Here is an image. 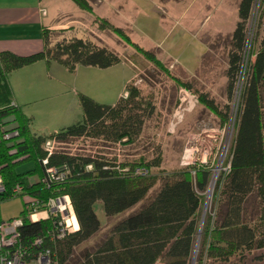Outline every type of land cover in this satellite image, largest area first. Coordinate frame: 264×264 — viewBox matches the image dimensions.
<instances>
[{
    "label": "trees",
    "instance_id": "trees-1",
    "mask_svg": "<svg viewBox=\"0 0 264 264\" xmlns=\"http://www.w3.org/2000/svg\"><path fill=\"white\" fill-rule=\"evenodd\" d=\"M72 1L81 8L91 9L88 0ZM254 1L238 2L237 21L227 52L228 97H231L242 67L247 23ZM45 28L42 30L41 51L29 55L0 52V121L12 115V121L16 122L12 128L18 131V135L10 140L0 138V175L6 186L0 199L15 197L11 190L17 184L26 193V196L18 195L23 198V209L16 216L23 218V225L19 227L23 241L44 236L53 227L54 220L49 217L30 221L27 201L66 193L71 199L78 229L56 240L53 245L49 244L56 251L58 264H191L199 229V211L211 178L210 166L188 165L166 173L158 190L150 195L154 177L135 174L134 164L128 167L101 157L59 152L48 156L46 164L42 163L47 157L43 148L47 138L65 142L87 135L111 142L131 143L139 135L144 119L153 111L150 102L139 96L138 87L127 83L126 94L113 105L79 94L82 117L77 122L48 135L33 133L29 118L12 100L8 77L13 70L41 59L55 61L68 70L77 65L106 68L120 62L118 53L89 38L64 37L49 46ZM111 28L137 52L164 69L149 50L123 34L121 27L111 25ZM242 81L235 133L226 161L229 169L221 170L215 181L195 264H264L262 254H253L264 249V112L261 105L264 48L248 55ZM179 85L192 90L190 83L180 82ZM199 99L213 113H221L205 95ZM29 162L33 163L30 169L16 171L17 166ZM160 163V155H157L140 167L148 173L150 167H159ZM63 165L69 169L66 179L45 188L39 181L45 169ZM87 165H92L91 169H86ZM31 176L36 179L31 181ZM97 202H101L106 217L118 215L137 204L140 206L117 220L94 246L80 249L100 230V221L94 211Z\"/></svg>",
    "mask_w": 264,
    "mask_h": 264
},
{
    "label": "rangeland",
    "instance_id": "rangeland-1",
    "mask_svg": "<svg viewBox=\"0 0 264 264\" xmlns=\"http://www.w3.org/2000/svg\"><path fill=\"white\" fill-rule=\"evenodd\" d=\"M121 1L88 0L91 5L89 10L77 6L72 0H59L62 13L57 14L53 11L54 7L51 8L49 19L52 20L53 25L50 24L48 25L50 28H45L48 32L49 46H53L64 37L89 38L118 53L120 62L106 68L77 65L75 69L68 70L62 66L63 76L53 75V78H58L59 82L63 83L57 84V90L50 97H36L37 99H33L29 106L38 108L47 105L55 95L68 92L61 99L54 100V105L49 106L57 109H61L62 106L73 108L75 96L69 93L72 88L96 102L110 104L109 100L118 98V93L126 94L125 80L134 75L128 83L138 87L139 96L150 102L153 111L144 119L139 135L131 143L111 142L101 137L86 135L60 142L55 151L76 156L101 157L110 163H124L128 167L132 164L136 167L143 166L144 163L160 155L159 167H150L144 176L154 177L150 195L158 190L166 173L188 165L210 166L211 178L199 211V229L191 261V264H195L201 243L202 227L210 211L214 184L220 171L224 170L235 133L239 98L235 99L234 87L231 97H228L225 76L230 35L211 36L203 31L200 37L207 44L208 50L201 55V45L193 33L185 31L179 23L171 24L168 20L165 22L166 26H163L160 14L156 11L148 10L146 15L141 14L132 27H121L126 19H133L136 12L130 0H126V3ZM49 5L51 6L50 3ZM111 25L121 27L123 34L132 42L149 50L167 71L149 61L117 36ZM247 29L242 68L235 80V82L239 80V85L243 82V71L248 55L264 48V0L254 1ZM143 34L150 40H145ZM180 82L190 83L192 90L179 85ZM105 86L111 90L109 95L104 89ZM102 92L105 96L101 97L103 101H100L98 99ZM202 95H205L206 100L214 102L221 115L213 113L210 107L200 101L199 96ZM77 99L79 100V97ZM261 105L264 112V93H262ZM75 106L76 113L69 123H47L35 116L30 118V130L37 134L48 135L54 130L77 122L80 117L79 111L81 113L82 109L80 102ZM12 119L13 116L9 114L4 119L5 122L2 121L6 127H14L16 122ZM31 166H33L31 162L24 163L17 170L23 172ZM214 177V183L209 191ZM139 206L140 204H137L118 215L106 217L101 202L95 203L94 211L100 221V230L84 242L80 249L94 246L117 220L137 210ZM22 209L23 198L20 196L0 199V218L3 220L20 215ZM257 253L264 257V249L253 252V254Z\"/></svg>",
    "mask_w": 264,
    "mask_h": 264
},
{
    "label": "crops",
    "instance_id": "crops-1",
    "mask_svg": "<svg viewBox=\"0 0 264 264\" xmlns=\"http://www.w3.org/2000/svg\"><path fill=\"white\" fill-rule=\"evenodd\" d=\"M58 1L0 0V52L8 51L18 55H29L41 51L43 49L42 30L52 24V20L49 19L51 8L54 7L53 11L57 14L62 13ZM121 2L126 3V0ZM238 2L239 0H138L137 2L130 0V4L136 11L135 16L133 19H126L121 27H132L141 14L146 15L148 10L156 11L160 14V21L163 26H166L165 22L168 20L171 24L179 23L185 31L193 33L201 45L202 51L200 53L203 55L208 50L207 44L200 37L203 31L211 36L231 35L237 21ZM116 5L118 4L116 3ZM42 10L45 11V15H42ZM201 29L202 31H200ZM142 37L145 40H150L145 34ZM53 75H56L55 77L63 76V67L55 61L47 62L45 59L15 69L9 74L8 81L12 100L29 120L36 116L47 123L67 124L72 121L71 119L76 113L75 105L79 104L77 99L79 92L73 88L69 91L75 96L73 108L62 106L61 109H57V107L49 106L54 105V100L61 99L68 92L55 95L52 101L47 102V105H41L38 108L29 106L33 99H37L36 97H50L57 90V84L63 83L62 81L59 82L58 78H53ZM133 76L125 80V84ZM104 89L108 91L109 95L111 90H108L107 86ZM104 96L105 93L102 92L98 100L103 101L101 99ZM120 96L121 93H118L117 97ZM118 98L109 100L110 105H113ZM79 114L80 119L82 112L79 111ZM56 131L54 130V132ZM18 168L20 166L16 167V171L20 172L17 170ZM30 179L32 181L36 178L31 176Z\"/></svg>",
    "mask_w": 264,
    "mask_h": 264
},
{
    "label": "built area",
    "instance_id": "built-area-1",
    "mask_svg": "<svg viewBox=\"0 0 264 264\" xmlns=\"http://www.w3.org/2000/svg\"><path fill=\"white\" fill-rule=\"evenodd\" d=\"M42 15L45 11L42 10ZM242 68V67H241ZM235 82V99L240 98L242 87ZM240 86V88L238 87ZM237 100V105H238ZM14 104V103H12ZM18 135L16 128L6 127L0 121V138L10 140ZM60 142L56 138H47L43 143L46 156L42 163H47V158L56 152ZM92 165H87L86 169H91ZM229 169V164L225 165L224 170ZM69 173V169L62 167H47L45 173L39 179L45 188H51L55 184L63 182ZM134 173L137 175L147 174L143 167H136ZM6 190L3 178L0 175V193ZM26 196L20 185H15L11 190L12 196ZM25 194V195H24ZM28 199V198H26ZM27 218L34 222L49 217H53V227L44 236H38L24 242L20 236L19 227L23 225L22 217H13L8 220L0 221V264H58L56 251L49 245L56 243V240L64 238L68 233L78 229V222L74 213L71 199L66 193L51 194L46 198L29 199L26 205Z\"/></svg>",
    "mask_w": 264,
    "mask_h": 264
},
{
    "label": "bare ground",
    "instance_id": "bare-ground-1",
    "mask_svg": "<svg viewBox=\"0 0 264 264\" xmlns=\"http://www.w3.org/2000/svg\"><path fill=\"white\" fill-rule=\"evenodd\" d=\"M214 180H215V177L213 178V180H212V182H211V185H210L209 191L211 190V187H212V185H213Z\"/></svg>",
    "mask_w": 264,
    "mask_h": 264
}]
</instances>
